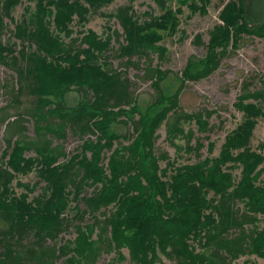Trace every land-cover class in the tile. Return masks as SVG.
Returning <instances> with one entry per match:
<instances>
[{"label":"trees","instance_id":"obj_1","mask_svg":"<svg viewBox=\"0 0 264 264\" xmlns=\"http://www.w3.org/2000/svg\"><path fill=\"white\" fill-rule=\"evenodd\" d=\"M29 1L33 8H25L28 16L11 32L15 41L4 45L0 41V64L16 72L19 88L14 96L27 90L32 98L24 114L33 119L35 133L34 140L21 136L13 141L12 135L25 129L23 114L9 122L5 109L0 110V124H5L8 135L0 164V264H54L58 257H65L67 264H94L100 253L111 250L120 260L126 250L129 264H157L161 255L176 264H231L246 255L264 263V226L257 225L258 217L264 218V183L259 181L264 172V167L260 168L264 164V142L258 145V151L250 147L258 120L264 123V111L257 104L264 99V90L252 93L243 88L234 104L242 121L225 137L217 157L176 167L165 155L154 154L155 134L164 121L171 143L183 133L182 120H194L200 132L209 130L206 118L212 112L179 115L175 111L178 96L186 82L213 73L227 50L238 47L242 36L264 39V21L250 25L247 1L229 0L224 4L218 15L220 23L209 33L205 58L188 61L181 73L182 85L172 95L161 87L165 72L150 64L144 68L156 91L154 102L144 108L128 95L123 73L108 68L111 40L119 38L117 31L107 28V35L100 37L87 30L69 44L60 37H70L74 20L85 25L90 15L112 0ZM152 1L161 11L158 17L149 13V19L141 21L131 6L109 15L121 28L123 43L117 57L126 58L127 65H134L131 59L147 55L149 50L162 56L165 49L156 44L162 41V33L177 32L182 8L205 14L210 3ZM20 3L0 0V33L5 28L3 17L12 20L10 14ZM16 42L20 50L14 49ZM71 90L82 93L75 107H68L65 99ZM13 102L19 103L16 98ZM122 117V124L129 121L134 127L135 137L128 145H122L120 140L125 137L112 129ZM67 130L88 138L79 154L60 161L64 153L60 146L53 147L47 136L63 140ZM89 135L95 136V141ZM192 135L187 133L188 140ZM213 149L214 144H209L208 155ZM30 150L36 157H26ZM166 160L162 168L160 162ZM33 170L44 187L40 196L30 200L29 193L37 184L30 188L18 183L24 192L17 195L11 183L16 176ZM235 170H240L237 180L232 173ZM87 187L94 192L84 196ZM72 201L85 206L84 211L74 206V218L82 219L87 214L93 223L73 225V241L57 250L48 247V240L56 241L72 226L74 220L66 215ZM237 203L242 204V211L236 209ZM108 208L112 210L108 215L102 213ZM97 213L103 220L95 216ZM27 237L31 242L23 244Z\"/></svg>","mask_w":264,"mask_h":264},{"label":"rangeland","instance_id":"obj_2","mask_svg":"<svg viewBox=\"0 0 264 264\" xmlns=\"http://www.w3.org/2000/svg\"><path fill=\"white\" fill-rule=\"evenodd\" d=\"M229 0H210L205 14L196 12L192 14L187 7H183V13L179 16V26L175 34L169 35L162 33V41L156 44L157 47L164 48L165 52L161 56L158 51L149 50L147 55L135 56L131 59L134 65H127L126 58L117 57V50L119 44L123 43L122 31L115 18H110V14H115L120 7L131 6L133 14L136 18L143 21L149 19L147 14L158 17L161 15L159 7L152 0H112V2L101 8L96 14L88 17V22L85 25H79L76 20L73 21L71 29L73 34L70 37L60 35L65 44H69L71 39L80 37L81 32L92 30L100 37L107 35V28L111 31H117L119 38L114 36L111 40L109 59L107 60L108 68L115 72H122L124 78L128 81V95L137 100L138 104L144 108L150 103L154 102L156 98V91L152 87L150 79L144 75V68L149 64L166 73V79L161 83V87L167 95H172L181 83V73L185 69L189 60H201L207 54V44L209 40V33L213 27L220 22L218 15L221 8ZM246 7L249 0H246ZM31 6L33 3L29 0H21V3L12 10L10 17H3L5 28L0 33L1 43L7 44L15 41L11 38L15 25L21 23L26 14L25 8ZM177 8V5H173ZM146 14V15H145ZM26 15V16H25ZM200 36L197 41L196 37ZM15 50H20L21 47L16 42ZM15 56V55H14ZM19 57V56H15ZM19 63H22L19 58ZM247 88L250 92H258L264 90V39L255 36H242V39L236 49L230 47L226 55L221 58L218 68L206 78L196 82H186L179 93L177 101V114H198L205 112H212L210 117L206 118L209 123V130L200 132L194 120H182L180 125L183 131L177 138L173 139L171 143L167 134L166 122L164 121L159 129L156 131L154 140V154L155 156L165 155L167 160L180 166L185 164H193L203 160L206 157L215 158L219 155L225 137L234 130L242 121V114L234 107L238 97L243 93V88ZM18 82L16 72L11 67H5L0 64V110L5 109L8 114V121H16L18 114H23L22 123L25 129L20 133L15 132L13 141L16 137L24 136L26 140L31 141L35 139L34 121L32 118L24 114L25 108L31 107L32 98L28 96L27 90H23L18 97L14 96V92L18 89ZM91 96V95H90ZM89 96V97H90ZM18 99L19 103L15 104L13 101ZM68 107H75L82 99V93L71 90L65 96ZM92 99V97H91ZM250 102V101H249ZM257 104L262 107L264 111V99H261ZM126 108V107H125ZM127 109V108H126ZM138 115L135 116L136 121ZM125 119L117 118V121L112 125L113 131L124 136L120 140L122 145H128L135 137L134 127L132 122H127L126 125L121 122ZM5 124H0V164L3 150L6 149L4 139L8 136ZM192 132V137L188 140L186 137L188 132ZM88 137H79L74 135L70 130L66 132V138L63 140H55L51 136H47L51 140L53 147H59L64 157L60 161L68 160L72 156L80 153V146L82 142ZM92 141H95V136L89 135ZM264 142V123L262 119L253 131L250 141V147L254 151H258V145ZM209 144H214L212 154L208 155ZM200 145V148H197ZM117 144H114V148ZM110 152L105 153L103 164L106 166ZM26 157H36V153L30 150L26 153ZM166 161H161L160 165L163 168ZM264 167V164L260 168ZM235 180L239 178L240 170L232 172ZM259 181L264 183V172ZM18 183L28 185L32 188L36 187L33 192L29 193V199L32 200L42 194L44 183L39 182L36 171L28 173L27 175H18L11 183V188L19 195L24 192V189L18 187ZM94 192L93 188L87 187L83 191L84 196H89ZM211 196V195H210ZM209 196V197H210ZM77 206L79 210L84 211L85 206L81 202L72 201L70 209L67 210V217L74 220L72 226L60 234L56 241L48 240L46 245L53 247L56 250L69 241H73L76 237L73 225L92 224L93 219L90 215H84L82 219L74 218ZM236 209L242 211V204L237 203ZM112 210L110 208L102 210V213L108 215ZM97 218L103 220L102 215L95 214ZM258 227L264 226V218L258 217ZM250 228V227H249ZM97 233V232H96ZM231 232L230 235L235 234ZM96 239V234L93 236ZM31 242L30 237H27L23 244ZM2 249L0 248V253ZM123 260L118 258L116 251H103L98 255L94 264H129V257L126 250L122 251ZM65 257H58L54 260V264H67ZM264 264L263 261L255 256H242L231 264ZM157 264H176L175 261L170 260L165 256H160V262Z\"/></svg>","mask_w":264,"mask_h":264},{"label":"water","instance_id":"obj_3","mask_svg":"<svg viewBox=\"0 0 264 264\" xmlns=\"http://www.w3.org/2000/svg\"><path fill=\"white\" fill-rule=\"evenodd\" d=\"M246 16L250 25H256L264 21V0H249L246 8Z\"/></svg>","mask_w":264,"mask_h":264}]
</instances>
